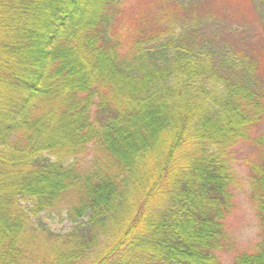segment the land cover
I'll use <instances>...</instances> for the list:
<instances>
[{"label":"trees","instance_id":"obj_1","mask_svg":"<svg viewBox=\"0 0 264 264\" xmlns=\"http://www.w3.org/2000/svg\"><path fill=\"white\" fill-rule=\"evenodd\" d=\"M198 2L0 0V264H223L240 150L264 226V50Z\"/></svg>","mask_w":264,"mask_h":264},{"label":"rangeland","instance_id":"obj_2","mask_svg":"<svg viewBox=\"0 0 264 264\" xmlns=\"http://www.w3.org/2000/svg\"><path fill=\"white\" fill-rule=\"evenodd\" d=\"M132 1L135 2V0ZM197 1H199V5L195 11L198 16L210 17L209 21L203 20L204 31H201V28L200 31L203 34L202 37L207 40V45L214 51L219 52V49H222L224 50L223 54L226 50H230V53L232 51L250 52L249 44H253L256 48L259 46L260 50H264L263 19L257 0ZM131 14L135 15L132 12ZM131 17L129 14L124 19L129 21ZM258 34H260L259 37ZM159 41L161 40L152 42L150 46L156 45ZM245 155L244 150H240L235 155L237 160L234 161V167L238 178L233 187L235 207L226 218V228L229 234L228 245L230 247L228 250L223 249L217 252L223 264H231L235 253L238 251L253 249L261 239L262 231L264 232V226L259 222L254 203L249 197L247 169L243 164ZM49 224L51 228L58 229H62L64 226L56 222Z\"/></svg>","mask_w":264,"mask_h":264}]
</instances>
